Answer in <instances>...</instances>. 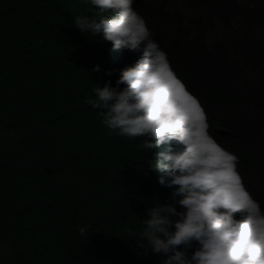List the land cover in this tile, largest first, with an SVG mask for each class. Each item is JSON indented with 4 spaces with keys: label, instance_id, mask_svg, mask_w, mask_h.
Returning a JSON list of instances; mask_svg holds the SVG:
<instances>
[{
    "label": "trees",
    "instance_id": "obj_1",
    "mask_svg": "<svg viewBox=\"0 0 264 264\" xmlns=\"http://www.w3.org/2000/svg\"><path fill=\"white\" fill-rule=\"evenodd\" d=\"M170 1L134 0L133 7L148 9L153 40L202 105L209 133L238 157L264 212V0H187V27L167 10ZM97 13L90 0H0V264L166 258L145 250L141 234L147 209L183 211L177 186L148 171L152 153L139 147L142 138L110 131L88 103L98 85L115 87L120 71L143 58L140 50L114 49L102 32L76 29L77 18L98 20ZM215 24L223 31L208 44L204 31ZM169 147L181 150L155 151ZM196 247L178 250L190 257Z\"/></svg>",
    "mask_w": 264,
    "mask_h": 264
},
{
    "label": "clouds",
    "instance_id": "obj_2",
    "mask_svg": "<svg viewBox=\"0 0 264 264\" xmlns=\"http://www.w3.org/2000/svg\"><path fill=\"white\" fill-rule=\"evenodd\" d=\"M90 2L99 19L79 17L76 29L102 32L114 49L140 50L143 58L120 71L115 87L109 81L98 85L88 103L110 131L142 138L139 147L152 153L148 171L165 173L167 186H177L173 195L181 197L183 211L171 204L147 209L141 235L149 247H141L163 254L162 264H264V212L243 183L238 157L209 133L206 112L172 70L134 0ZM173 144L181 150L155 151ZM158 182L166 184L163 177ZM79 232L85 234L86 226ZM194 242L190 257L178 250Z\"/></svg>",
    "mask_w": 264,
    "mask_h": 264
},
{
    "label": "rangeland",
    "instance_id": "obj_3",
    "mask_svg": "<svg viewBox=\"0 0 264 264\" xmlns=\"http://www.w3.org/2000/svg\"><path fill=\"white\" fill-rule=\"evenodd\" d=\"M150 4L149 2H146ZM145 3V4H146ZM139 9H142L141 16L144 20L150 24V19L148 17V9L145 7L140 6ZM167 10L173 14H178L180 16H184L183 23L184 27L189 26L190 20L192 18V11L189 10L187 6V0H171L167 4ZM176 17V16H175ZM193 26V25H192ZM201 30L199 28H193L192 35L193 37H198L201 34ZM223 29L215 24L214 26L207 27L203 34V39L208 43L211 44L217 37L222 33ZM260 134L264 136V127L261 128ZM221 146H225V143L221 141Z\"/></svg>",
    "mask_w": 264,
    "mask_h": 264
}]
</instances>
